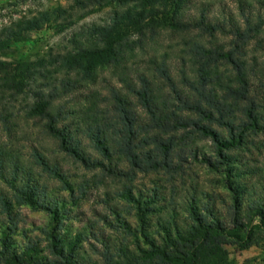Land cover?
Wrapping results in <instances>:
<instances>
[{
  "label": "trees",
  "instance_id": "trees-1",
  "mask_svg": "<svg viewBox=\"0 0 264 264\" xmlns=\"http://www.w3.org/2000/svg\"><path fill=\"white\" fill-rule=\"evenodd\" d=\"M49 28L73 31L63 49L13 68ZM22 122L51 149L21 146ZM26 208L50 219L36 236ZM263 242L264 0L223 18L197 0H69L0 31V264H235L228 247Z\"/></svg>",
  "mask_w": 264,
  "mask_h": 264
},
{
  "label": "rangeland",
  "instance_id": "rangeland-1",
  "mask_svg": "<svg viewBox=\"0 0 264 264\" xmlns=\"http://www.w3.org/2000/svg\"><path fill=\"white\" fill-rule=\"evenodd\" d=\"M237 1L238 0H197V2L209 3L211 6V15L213 17L219 16L222 18L229 14H237ZM68 2L69 0H0V31L16 22L32 17L40 11L54 9L58 6H65ZM113 10L114 9L109 7L100 9L94 15L79 22L76 25L75 31H80L81 29L87 30L94 25H104L113 15ZM192 13H195V10H193ZM72 32V30H68L67 32L61 33L55 28H49L40 33H34L27 41L17 43L14 46L13 52L7 59L11 62L13 68H16L17 65L23 62L31 66L32 63L45 57L50 50L61 51L63 45L67 44L66 41L71 37ZM167 39V37H164L157 48L165 49L168 45H175V42H169ZM20 77H22L21 79L23 81H26V75ZM106 77H108V75ZM22 105L23 103L21 102L16 103L15 112H22ZM36 133L37 130L33 123L30 122L26 124L22 122L17 134L19 144L21 146H28L32 143L38 146L42 144L51 149V145L48 141L41 139V143L35 138ZM6 141L7 140L4 138L3 142ZM197 172L200 177V182L209 187L211 184H209L208 181L214 179V176L209 175V173L204 171L201 167L197 168ZM73 173H76V171H73ZM78 173L81 176L84 174L83 171H79ZM92 201L85 203L81 209L86 215L84 220H94L92 213H90L91 207L93 206ZM22 213L26 218L24 228L30 235H38L41 229L50 224V219L45 213L34 212L29 208L23 209ZM84 229H86V223L84 221H70L66 225V230L69 234H76ZM16 239L18 241L21 240L18 236H16ZM227 252L230 259L235 261V264H264V242L261 243L259 247H252L245 251H239L232 247H228Z\"/></svg>",
  "mask_w": 264,
  "mask_h": 264
}]
</instances>
